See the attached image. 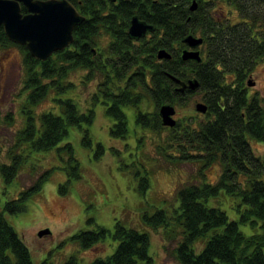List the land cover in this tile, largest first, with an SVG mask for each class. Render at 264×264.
<instances>
[{
	"label": "trees",
	"instance_id": "1",
	"mask_svg": "<svg viewBox=\"0 0 264 264\" xmlns=\"http://www.w3.org/2000/svg\"><path fill=\"white\" fill-rule=\"evenodd\" d=\"M70 1L78 8L92 13L93 17H87L86 21L130 23L132 16L138 15L154 24L161 23L164 28L169 26L172 29V24L177 23L180 41L189 28L199 24L205 34L209 51L202 62L183 61L181 56L153 62L149 57H144L145 49L141 47L130 59L122 58L116 65L107 60L111 69L114 68L118 72L114 76L109 67L96 62L92 56H76L73 51H58L48 60L38 61L25 46L10 41L3 27H0V47L16 45L24 52L27 75L33 83V90L30 92L31 103L37 105L48 97L51 90L59 93L63 88H67L66 78L71 69L78 67L93 71L99 68L104 76L103 87L113 92L107 93L105 97L113 102L106 112L117 121L111 128L114 136L123 134V138L127 137L129 121L123 107L136 106V125L141 129L157 132L169 130L170 136L165 145H158L159 151L165 157L176 158L168 152V148L175 147L176 141V149L179 152L177 159L198 158L203 161L204 166L219 163L223 167V175L216 183L191 182L178 188L179 203L171 211L163 207H153L154 213L145 215L146 223L154 227L167 226L170 223L183 227V237L173 251L178 262L264 264V158L254 153L247 138L249 135L264 142V97L258 96L257 93L249 95L245 86L246 75L251 73L259 59L264 57V7L256 5L257 12L255 5L247 6V0H223V4L227 2L230 6L239 8L241 15L248 17L251 23L228 22L222 28L209 12L211 7L219 5L221 0H196L199 8L194 12L190 10L194 0H148L146 3L144 0H123L119 4L109 5V11L105 14L101 11L105 9L103 0ZM147 7L154 9L152 16L149 15ZM23 12H26L25 7ZM212 28L216 35L209 31ZM126 63L129 64L131 78L123 83ZM169 74L183 81L190 78L199 80L198 90L203 93V100L209 105L208 120L197 121L200 130L194 129L193 116L182 117L176 128L162 125L158 112L162 104L182 107L186 105L187 98L191 97L189 90L174 93L176 84ZM54 100L60 104V112L42 113L40 124H36L34 118L29 116L19 135L20 140L28 141L37 150L47 151L57 147L69 134L71 126L81 127L83 122L90 124L94 120L93 109L82 112L71 98L60 97ZM149 102L154 104V111L142 109L143 104L149 108ZM84 141L92 143L89 129L84 130ZM139 144L140 148L144 147V136L140 137ZM99 146L103 147L101 144ZM66 148L73 157L72 144L66 143ZM20 163V157L15 156L11 164L1 167L7 181L16 176ZM135 165L136 163L132 166ZM52 170L44 171L18 199L7 201L3 210L12 214L22 212L25 209V200L40 191ZM151 173L152 171L144 166L143 172L137 171L140 176L141 194H145L150 187ZM240 176L247 182L244 188L241 187ZM222 188L242 197L244 207L239 209L238 220H231L226 211L208 205L209 198L217 196ZM240 224L259 226L261 232L247 235L240 229ZM108 233L111 234L106 227L97 225L96 229L76 233L73 239L82 247L91 248L103 241ZM112 236L118 241L114 253L96 258L90 264L152 262L148 233L118 222ZM202 240L205 242L203 241L201 249L198 247L200 251L196 252L194 245ZM0 264H33L30 249L8 222L3 211H0Z\"/></svg>",
	"mask_w": 264,
	"mask_h": 264
},
{
	"label": "rangeland",
	"instance_id": "2",
	"mask_svg": "<svg viewBox=\"0 0 264 264\" xmlns=\"http://www.w3.org/2000/svg\"><path fill=\"white\" fill-rule=\"evenodd\" d=\"M210 12L216 19L229 23L239 20L238 12L230 5L223 4V9L214 5ZM27 77L23 50L16 45L0 47V211L30 249L33 264H90L96 258L111 255L118 246L112 236L118 222L149 234V253L153 259L150 264H181L173 251L183 237V227L175 223L154 227L146 223L145 215L154 213L153 207L171 211L179 203L178 188L191 182L216 183L223 175V167L219 163L204 166L198 158L177 159L176 141L175 147L168 148L176 158L165 157L158 145H165L169 130H143L136 125L131 111L126 110L129 114L127 137L113 136V118L107 114L103 99L93 98L97 80L87 68L71 69L66 78L68 87L59 93L51 90L37 105H27ZM248 79L255 81L250 86V94L264 97V57L259 59ZM202 95L197 90L187 98L186 105L178 108L176 118L207 119L206 113L196 110L195 100ZM60 97L73 99L82 112L93 109V122L71 126L64 140L47 151L37 150L28 141L20 140L28 116L40 124L42 113L60 112V104L54 100ZM149 105L146 108L143 104L142 109L154 111V104L149 102ZM85 129L91 134L90 144L84 141ZM141 136L145 140L143 148L139 147ZM247 138L254 153L264 158V142L249 135ZM66 143L72 144L73 157ZM15 156L20 157L19 171L7 181L1 167L11 164ZM143 166L152 171L145 194L139 192L137 174L138 170L143 172ZM48 169H53L49 179L40 191L25 200L22 212L12 214L3 210L7 201L18 199ZM239 181L241 187L247 185L241 176ZM207 203L226 211L231 220H238L239 209L244 207L242 197L229 193L226 188ZM97 225L106 227L111 234L93 247L84 248L73 239L76 233L96 229ZM239 227L247 235L261 232L259 226L240 224ZM44 228H49L51 233L40 237L38 233ZM203 241L194 245L196 252L200 251Z\"/></svg>",
	"mask_w": 264,
	"mask_h": 264
},
{
	"label": "flooded vegetation",
	"instance_id": "3",
	"mask_svg": "<svg viewBox=\"0 0 264 264\" xmlns=\"http://www.w3.org/2000/svg\"><path fill=\"white\" fill-rule=\"evenodd\" d=\"M122 1L123 0H116V1L103 0V3L105 4V9L101 10L102 13L105 14L109 11L108 10L109 5L119 4ZM144 1H145V3L148 2V0H144ZM194 1H196V0H194ZM79 2H82V1L79 0ZM242 2H245V0H242ZM247 2H248L247 6H249L250 4L255 5L257 12H258L257 6L258 7H264V0H247ZM224 4L229 5L227 2H225ZM219 5L223 9V0L220 1ZM191 6H190V10L192 12H194L199 8V3L197 2V6L194 10L191 9ZM98 9H101V7H98ZM147 9H148L147 11H148L149 15L152 16V14H154V9L152 7L151 8L147 7ZM238 9L239 8H235V11H237L238 15H239V20L236 23L242 22V23L250 24L251 21L248 19V17H246V18L243 17L241 15V12ZM78 10L80 11L81 14L85 15V19L81 23L76 25V27L74 28V31H73L74 40H73V42L61 51H66V52H72L73 51L76 56H92L93 60H95L96 62L99 61L98 63L105 64L107 67H109L108 69L112 70V72L114 73L113 74L114 76H116V74L118 72H116V70L114 68L111 69L109 63H107V60H110L114 65H116L119 61H121L122 58L127 59V60L130 59L131 56L134 55V52L138 48H141V47H142V49L143 48L145 49L144 57H149L150 60L153 62H158V61L162 60V59H158V57H157L158 51L160 49H166L167 51H169V53L171 54L172 57L173 56H175V57L181 56L182 51L186 48L200 51V54L202 57L207 56V52L209 51L208 47H207L206 40H205L206 37L204 36L205 34H203L202 28L199 24H197L194 28H192V27L189 28L187 30V33L185 34V36L180 41V39H179V26L177 23H173L171 26L172 29H170L169 26H167V28H164V26H162L161 23L160 24H154L153 22H149L146 19L140 18L142 20H145L148 24L153 25L154 28L148 29L143 37H141L139 39H135V38H131L129 36V28L131 25V20H130V23H125V22H121V21H112V22L86 21L87 17H93L92 13H90V11H84L81 8H78ZM210 15H212V13ZM222 15H223V13H222ZM216 22L222 28H223L224 24L228 23V21H225L222 18L216 19ZM209 31L212 32L211 33L212 35H216V32H213L214 28L209 29ZM189 34H193L197 37H203V39H204L203 43L201 45L195 47V48L188 47L187 44H185L183 42V40ZM162 42H166V44L163 43L165 45L161 46V45H163ZM125 68H126V70H125ZM87 69H89V68H87ZM89 73L92 76H95V79L97 80V86L94 89L93 98H95L97 100L103 99L104 103H106L107 108H108L109 106H111L113 104V102L110 101L109 99H106L105 96L107 93L111 94L113 92L110 90H106L103 87L104 76L102 74V71L99 68H97L93 71H90V69H89ZM124 75L125 76H124L122 82L126 83L131 78V70H130L128 63H126L124 66ZM28 77H29V75H28ZM28 77H27V79H25V85H26V88L28 89V94H27L28 100L27 101L30 105H32L33 103H31L30 92H32V90H33V83L29 80L30 78H28ZM249 77H251V73L247 74L245 77V86H246V88L249 92V95H250V86H253V85L249 84V81L251 80V79L247 80V78H249ZM175 84L176 85L174 86V93L176 94L179 92L178 88L180 85L177 84L176 82H175ZM254 85H255V83H254ZM194 92L195 91H191L190 96ZM252 94H254V93H251V95ZM195 101L196 102H198V101L205 102L203 100V95L201 96V99L197 98ZM165 104H168V103H165ZM137 105H139V104H137ZM160 107L158 108V112L160 111ZM107 108H106V110H107ZM123 108H124V111L127 113V117H129V114L127 111H131L132 113L134 112L135 119H136V115L138 113V109L136 106L130 105L128 107H123ZM175 108H176V113L174 115V118L177 120V124H178L179 119L176 118V114L178 112L179 106L175 105ZM208 111H209V105H208ZM207 112H206V114H207ZM28 119H29V116L27 118V121H28ZM160 119H161V123H162L161 116H160ZM207 120L208 119H201L200 121L206 122ZM113 121H114L113 125L115 123H117V121H115L114 118H113ZM197 121L198 120H196V119L194 120L195 123H194L193 127H194V129L200 130V127H199ZM135 123H136V120H135ZM177 124H176V126H177ZM113 125H112V127H113ZM162 125H163V123H162ZM163 126L167 127V128H176V126L175 127H169V126H165V125H163ZM111 134L113 135L112 131H111ZM123 136H125V135L121 134L119 136V138H123Z\"/></svg>",
	"mask_w": 264,
	"mask_h": 264
},
{
	"label": "water",
	"instance_id": "4",
	"mask_svg": "<svg viewBox=\"0 0 264 264\" xmlns=\"http://www.w3.org/2000/svg\"><path fill=\"white\" fill-rule=\"evenodd\" d=\"M116 1V0H111ZM197 2L192 3L194 10ZM23 7L26 12H23ZM85 19L78 8L69 0H0V27H3L7 38L19 45L25 46L31 56L38 61H46L58 51L65 49L73 40V31L76 25ZM153 25L134 15L131 19L129 36L139 39L143 37L148 29H153ZM203 37L193 34L187 35L183 42L190 48H195L203 43ZM158 59H171L172 56L166 49H160L157 54ZM181 59L183 61L202 62L203 57L198 50L184 49ZM171 79L179 84L180 92L196 91L200 82L197 78H190L183 81L177 76L169 74ZM254 80L249 84L254 85ZM196 110L200 113L208 111L205 102H196ZM175 106L163 104L159 114L165 126L175 127L177 120L174 118ZM49 228L39 231V236L50 234Z\"/></svg>",
	"mask_w": 264,
	"mask_h": 264
}]
</instances>
